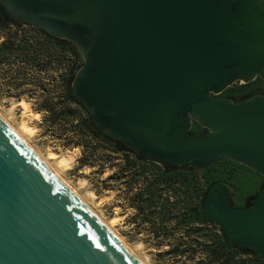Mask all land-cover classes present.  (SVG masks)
Instances as JSON below:
<instances>
[{"label": "water", "instance_id": "95a60500", "mask_svg": "<svg viewBox=\"0 0 264 264\" xmlns=\"http://www.w3.org/2000/svg\"><path fill=\"white\" fill-rule=\"evenodd\" d=\"M12 20L75 45L71 91L104 136L175 168L242 163L264 178V0H0ZM196 125L206 133L194 137ZM213 183L205 222L264 258V187L233 208ZM0 264H140L0 120Z\"/></svg>", "mask_w": 264, "mask_h": 264}, {"label": "trees", "instance_id": "16d2710c", "mask_svg": "<svg viewBox=\"0 0 264 264\" xmlns=\"http://www.w3.org/2000/svg\"><path fill=\"white\" fill-rule=\"evenodd\" d=\"M80 67L75 45L40 28L15 22L0 6V72L6 70L7 85L20 90L34 83L45 92L35 76L46 74L51 80L59 79L58 96L47 93L28 99H36V111L52 127L62 122L64 126L70 125L74 136L65 146L81 148L82 159L87 152V160L99 167L95 160L98 152L86 146L98 144L120 157L124 163L121 175L129 174L131 187L142 179L143 188L135 195V209L147 220L157 244L167 248L158 256L168 257L167 264H264V258L247 248L229 244L219 226L203 220L201 203L211 185L204 170L209 166L178 169L147 160L95 128L71 91ZM74 122L76 125L72 126Z\"/></svg>", "mask_w": 264, "mask_h": 264}, {"label": "rangeland", "instance_id": "374dc122", "mask_svg": "<svg viewBox=\"0 0 264 264\" xmlns=\"http://www.w3.org/2000/svg\"><path fill=\"white\" fill-rule=\"evenodd\" d=\"M78 52L79 65L82 66L84 58L79 49ZM5 73V69L0 72V113L9 116V122L16 127L26 116L22 114V109L17 102L21 99L29 101L32 110L30 124L37 129L35 134L27 138L29 144L43 156L50 151H55L58 154H74L73 163L69 169L63 171L57 169L63 179L85 199L87 204L105 222L109 223L116 217L113 224L114 230L128 248L134 251L146 264H167L168 257L158 256L167 248L157 244L155 234L146 223L147 220L135 209L137 203L135 195L143 188L142 179H139V184L137 182L131 187L129 174L121 175L124 163L120 157L98 144L86 146L98 152L95 160L98 161L99 167L87 160V152L86 157L82 159L81 148L65 146L74 136L69 129L70 125L66 123L64 126L62 122L52 127L44 120V115L36 111L38 108L36 99H28V97L45 96L47 93L50 96H58L60 94L59 79L51 80L46 77V74L37 75L35 77L42 82L45 92L41 91L34 83L24 85L20 90H16L7 85L8 80L5 79ZM16 95H20V97L17 98ZM256 95L264 96V80L260 78H256L248 84L235 82L215 97L237 103ZM74 125L76 122L72 123V126ZM190 133L192 136L198 137L204 135L206 131L193 125ZM52 164L55 166L54 163ZM204 174L211 185L220 182L230 187L229 201L231 206L236 209L250 206L257 192L264 187V178L258 172L231 159H223L207 167ZM108 178L110 179L108 180Z\"/></svg>", "mask_w": 264, "mask_h": 264}, {"label": "bare ground", "instance_id": "6f19581e", "mask_svg": "<svg viewBox=\"0 0 264 264\" xmlns=\"http://www.w3.org/2000/svg\"><path fill=\"white\" fill-rule=\"evenodd\" d=\"M18 106L22 109V114L26 116L21 120V122L14 127L10 122L8 117L0 113V120L25 144V146L33 152V154L55 175V177L95 216V218L133 255V257L140 263L146 264L139 256H137L134 251H132L128 246L123 242L121 237L113 228L114 221L116 217L111 220L109 223L105 222L103 218L93 208H91L85 199L81 197L77 191L71 187V185L63 179L57 169L67 170L71 167L74 159V154L65 153L58 154L55 151H50L45 156L41 155L37 150H35L28 142L27 138L31 137L36 132V127L30 124L32 116L31 107L29 101L21 99L17 102ZM55 166H53V164ZM60 171V170H59ZM92 195V194H91ZM90 196V195H89Z\"/></svg>", "mask_w": 264, "mask_h": 264}]
</instances>
